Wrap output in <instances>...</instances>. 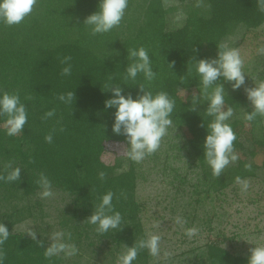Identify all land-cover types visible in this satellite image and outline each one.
I'll use <instances>...</instances> for the list:
<instances>
[{
  "label": "trees",
  "instance_id": "obj_1",
  "mask_svg": "<svg viewBox=\"0 0 264 264\" xmlns=\"http://www.w3.org/2000/svg\"><path fill=\"white\" fill-rule=\"evenodd\" d=\"M177 1L184 4L186 0ZM203 1L205 5L197 3L185 8V23L177 28L169 27V15L181 6L167 7L165 0H129L120 25L95 36L83 21L97 10L99 0H37L32 14L22 23H0V89L18 93L28 113L24 131L16 136L6 134L0 118V175L7 176L21 168L20 180H0V222L6 223L11 232L0 245L3 264L63 262L59 255H45L48 247L42 236L32 240L30 235L14 231L16 224L25 219L44 220L47 216L40 199L31 202L43 191L41 174L51 181V190L70 198L60 209L59 223L64 240L71 245L79 246L84 240L90 246L98 242L117 262L127 246L149 233L144 221L148 205L137 193L140 163L130 160V168L120 171L119 161L106 160L111 145L128 146L123 135L112 131L115 109L105 108V101L113 95L111 90H105L109 84H121L124 94L134 97L141 84L154 94L167 92L175 100L171 127L179 130L184 139L183 146L176 145L178 155L186 152L189 168L197 171V181L191 185L189 172L169 167V162L163 170L173 176L171 183L178 192L190 186L197 204L215 196L226 200L229 190L240 189L237 176L252 182L264 171V116L258 115L252 121L245 116L228 121L237 137L234 150L240 154L238 164L226 168L220 177L213 176L203 157L206 125L212 117L206 114V102L193 111L190 97V91L203 90L202 84L198 88L194 58L216 57L218 45L226 46L225 39L240 26L246 27L244 39L252 36L258 44L264 12L259 11L257 0ZM141 47L150 54L155 79L147 81L139 74L136 81L124 84L127 49ZM65 57L71 59L62 62ZM258 65L264 66L263 58ZM68 66L71 74L63 75L62 69ZM260 78H264V70ZM222 82L231 85L219 83ZM70 91L75 93L72 104L59 100L61 94ZM225 101L246 113L252 110L243 87L225 93ZM49 111L54 115L45 118ZM48 135L52 136L51 142L45 139ZM246 139L255 145L254 149H247ZM151 156L158 164L160 155L155 152ZM109 191L114 193V209L123 217L122 228L100 234L87 218ZM24 200L27 202L22 204ZM186 217L194 221L196 213L189 212ZM227 240L225 235L210 240L194 264H247L250 254L234 252L224 245ZM152 259L144 249L133 264H152Z\"/></svg>",
  "mask_w": 264,
  "mask_h": 264
},
{
  "label": "clouds",
  "instance_id": "obj_2",
  "mask_svg": "<svg viewBox=\"0 0 264 264\" xmlns=\"http://www.w3.org/2000/svg\"><path fill=\"white\" fill-rule=\"evenodd\" d=\"M129 0H99L98 8L88 15L83 25H86L95 36L110 32L120 25L128 7ZM37 0H0V23L7 26L18 25L32 14ZM259 11L264 12V0H257ZM128 64L124 69V84L128 81H136L139 74L147 81L155 79L156 73L151 65L149 52L141 47L139 49H127ZM259 55H264V47L258 49ZM71 57H65L67 62ZM194 69L199 85V94L191 96L192 110H196L198 104L207 103L205 109L207 116L212 120L207 123V134L203 141L204 159L212 170V175L220 177L224 170L232 163H235L239 156L234 150L236 134L228 123L234 116V110L225 101V86L221 81L231 84L233 90H238L245 85L246 76L243 70V60L239 51L235 48H228L218 45V52L214 58H194ZM172 68L173 64L170 63ZM188 68V73L191 74ZM63 75L71 74V67L62 69ZM137 85V84H132ZM139 85V92L134 97L131 93L124 94L121 84H109L105 90H111L112 97L105 101L106 109H115L112 131L116 135H123L127 141L125 149L126 157L135 162H142L147 156L155 153L161 145L162 138L172 126V115L175 109V100L167 92L153 93L143 85ZM213 85H216L213 87ZM212 89L209 92V89ZM247 98L250 101L252 110L246 114V120L252 121L256 116H264V81L255 83L254 87L245 89ZM186 96V94H185ZM59 100L72 104L75 100V93L68 92L61 94ZM49 111L45 118L53 116ZM0 118H3V128L8 136H16L24 131L28 122V113L25 104L21 101L18 93H9L0 89ZM203 126V125H202ZM52 141V136L45 138ZM249 169L251 165H246ZM101 179L104 173L100 174ZM21 179V168L13 169L7 176L0 175V180L15 182ZM43 191L41 198H49L53 195L51 181L44 174H41L39 181ZM236 183L240 185L241 192H247L250 185L248 180L236 177ZM114 193L109 191L104 194L100 203L94 206V212L87 218L88 223L96 226L100 234L108 233L122 228L123 217L119 211L114 209ZM176 223H182L180 218ZM11 232L6 223L0 222V245L8 240ZM28 235L32 240H37V233L29 231ZM188 237L196 235V229H189L186 232ZM160 236L148 233L146 238L135 241L132 246H127L126 251L117 257V264H133L138 253L146 249L152 257L160 254ZM60 241V234L56 242L51 244L46 251V256L58 253H65L68 256L77 254L75 245H69ZM0 264L3 259L0 257ZM247 264H264V245H255L250 249Z\"/></svg>",
  "mask_w": 264,
  "mask_h": 264
},
{
  "label": "rangeland",
  "instance_id": "obj_3",
  "mask_svg": "<svg viewBox=\"0 0 264 264\" xmlns=\"http://www.w3.org/2000/svg\"><path fill=\"white\" fill-rule=\"evenodd\" d=\"M197 3L205 5L203 0H186L184 4L177 0H165L167 7L181 6L179 10L169 15V27L182 26L187 17L185 8ZM245 31V26L238 27L225 39L224 43L228 48L237 49L241 55L243 70L248 75L245 85L242 86L246 94V88L254 87L255 83L264 81V78H260L264 66L258 65L259 59H264V55H259L257 50L258 47H264V26L260 29L262 37L258 44L252 36L244 39ZM224 86L225 93L235 91L231 85ZM194 92L199 94V91L192 90L190 97ZM204 105L205 103L198 104L197 107L202 108ZM233 110L234 116L229 121L244 118L247 114L245 109L233 108ZM245 141L247 149H254L255 145L250 140ZM176 145L183 146L184 139L180 136L179 130L169 127L167 134L162 138L160 148L156 151L160 155L158 164L154 162L151 155L140 162L142 174L137 193L138 197L145 200L148 205L144 221L149 233L159 235L161 238L160 254L152 259V264H194V259L202 248L210 240L221 239L223 235L228 239L224 245L243 255L250 254V249L255 245H264V171H261L257 179L249 182L250 187L247 192H241L240 189L236 192L229 190L226 200L217 199L215 196L213 199L204 198L197 204L195 201L197 196L191 194L192 188L187 186L186 190L178 192L177 187L171 183L173 176L163 170V165L169 162V167L177 168L182 173L189 172L191 185L197 181V171L189 168L190 163L186 152L183 151L181 155H178ZM126 148L125 144L111 145L110 152L106 156L108 161L117 160L121 163L120 171L130 168V160L125 154ZM238 161L239 159L228 167L235 166ZM41 192L32 197L31 202L40 199L44 203L46 218L44 220L36 217L25 219L16 224L14 231L26 234L29 231H35L37 237L42 236L46 240L47 247L56 242V237L60 234L59 242L71 245L64 240L59 223L60 209L67 205L70 198L55 189H52L51 197L41 198ZM23 202L27 200L21 203ZM189 212L196 213L194 221L186 217ZM177 218H180L182 223L177 224ZM193 228L196 229V235L190 238L186 232ZM76 248L78 252L72 256L63 252L56 254L62 257V264H117L113 262L112 255L108 253L105 246L98 242L90 246L87 240H84Z\"/></svg>",
  "mask_w": 264,
  "mask_h": 264
}]
</instances>
